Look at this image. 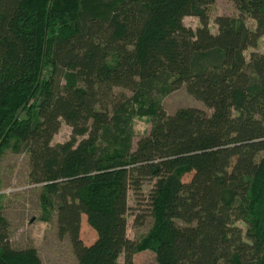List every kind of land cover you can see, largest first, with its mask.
Returning <instances> with one entry per match:
<instances>
[{
    "label": "trees",
    "instance_id": "16d2710c",
    "mask_svg": "<svg viewBox=\"0 0 264 264\" xmlns=\"http://www.w3.org/2000/svg\"><path fill=\"white\" fill-rule=\"evenodd\" d=\"M214 1L0 0V159L28 152L41 218L55 214L75 264L143 250L158 264H264V50L244 54L264 36V0H232L238 14H215L212 32ZM182 85L211 111L166 112ZM61 120L70 137L52 143ZM144 179L152 222L133 240L127 194ZM6 227L0 212V264H42Z\"/></svg>",
    "mask_w": 264,
    "mask_h": 264
},
{
    "label": "rangeland",
    "instance_id": "374dc122",
    "mask_svg": "<svg viewBox=\"0 0 264 264\" xmlns=\"http://www.w3.org/2000/svg\"><path fill=\"white\" fill-rule=\"evenodd\" d=\"M215 14L236 15L238 10L232 0H215L209 18V27L212 32L217 31L214 22ZM183 22L193 28L199 24V20L195 15H185ZM246 22L249 26H254L251 17H247ZM253 50H264V36L259 39L256 46H248L244 50L247 60ZM121 90L130 93L128 89L115 87V91ZM183 105L199 106L211 111L201 100L190 94L185 85L165 95L162 101V106L168 113ZM17 115L23 116L24 113L18 111ZM146 125L147 121L144 118L136 119L135 129L137 135L134 137V142ZM70 134L71 126L61 120L51 142L64 141L70 137ZM28 172L29 161L26 150L14 152L7 149L4 151L0 159V203L2 204L0 212L6 220L7 239L10 245L15 248L34 246L41 257L42 264H75L76 257L68 236H59L57 233L55 214L49 220L41 218L40 185L29 180ZM152 182V179H144L141 190L137 195L131 188L128 190L127 202L129 208L126 212V232L127 236L133 240H138L152 222L147 200ZM240 225L243 226L242 223ZM79 235L86 244H90L96 238V231L86 222L85 214L81 215ZM119 261L120 264H124L123 254L120 255ZM132 264L158 263L152 251L143 250L132 254Z\"/></svg>",
    "mask_w": 264,
    "mask_h": 264
}]
</instances>
